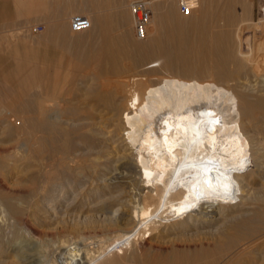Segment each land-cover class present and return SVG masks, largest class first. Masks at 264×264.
<instances>
[{"label": "bare ground", "instance_id": "bare-ground-1", "mask_svg": "<svg viewBox=\"0 0 264 264\" xmlns=\"http://www.w3.org/2000/svg\"><path fill=\"white\" fill-rule=\"evenodd\" d=\"M198 3L199 8V0ZM153 27L155 40L148 46L134 45L135 55L127 56L132 66L127 69L113 61L120 53L116 55V45L107 36L97 52L86 53L83 71H94L95 62L104 59L112 60L113 68L109 70L110 76L101 77L102 71L97 73L101 79L98 84L93 81L96 85L92 88L87 85L90 93L86 88L82 90L84 99L77 104L76 114L69 110L72 117L56 101L47 98L36 104L32 117L22 118L25 122L19 123L18 118L4 119L1 109L0 123L5 125L7 134L25 136L30 160L35 163L29 182L36 188L31 193L38 200V204L27 202L23 208L8 204L9 219H15L32 241L40 231L33 226L32 218H41L39 223L50 226L58 213L62 216L77 213L78 227L85 230L84 235L78 232L84 237V247H74L77 251H70L71 257L52 264H127L137 259L140 249L152 241L200 233L203 227H209L204 232L218 233L227 222L237 225L233 234L224 235L225 260L237 257L239 264H264V132L256 124L253 133L231 112L243 113L244 107L253 109L264 103V45L255 43L252 53L255 61L261 63L252 68L258 77L259 102L239 99L231 103L218 94L215 83L187 75L192 68L186 63H182L179 73L176 68L181 62L178 64L176 59L181 56L175 59L172 50L177 36L175 29L171 27L166 37L168 43L164 44L156 38V24ZM123 37L128 40L127 35ZM155 50L162 63L143 65L142 55ZM163 69L175 70L181 78L166 75ZM252 88L246 86L245 90L251 93ZM79 93L82 94L80 90ZM258 117L257 121L263 122L264 114ZM3 152L10 153L0 150V178L4 173L10 175L9 169L13 167L6 162L11 163L13 158L4 157ZM2 182L0 179V189L4 187ZM86 183L92 187H87L84 194ZM80 185L82 190L74 191ZM68 194H72L71 201L65 199ZM59 203L62 209H57ZM89 239L92 241L87 243ZM28 240L23 247L37 250L39 261L26 262L28 255L21 246L12 252L17 264L49 263L47 255L33 243L35 239L32 247ZM59 244L65 248L70 240H61ZM93 244L96 248L87 247ZM234 244L236 250L231 251ZM129 249L133 250L130 256ZM214 250L219 254L222 249L214 247ZM210 252L217 254L212 248L183 255L176 251L178 259L173 256V261L195 264L212 255ZM6 255L2 240L0 264H6L3 260Z\"/></svg>", "mask_w": 264, "mask_h": 264}, {"label": "rangeland", "instance_id": "rangeland-1", "mask_svg": "<svg viewBox=\"0 0 264 264\" xmlns=\"http://www.w3.org/2000/svg\"><path fill=\"white\" fill-rule=\"evenodd\" d=\"M132 1L12 0L13 18L7 24H0V104H2V107L0 105V112L3 108L4 119H19L18 122H25L24 119L33 116L36 104L45 98L56 101L66 111L67 116L72 117V114H76V107L84 99L82 90L86 88L90 93L91 88L98 84V80L102 76H110L111 71L109 72V70L111 67L113 68L114 62L122 64L125 69L132 66V60H129L131 58L128 57V59L127 56L129 54L131 56L135 55L134 45L148 46L155 40L153 31L155 24L158 27L156 38L161 39L164 44L168 43L166 37L171 29H175L174 33L177 36L175 35L172 50L175 59L181 56L176 59L178 64L181 62L178 69L176 68L179 73H182V65L186 63L188 67L192 68V72L187 75L204 79L211 84L215 83L218 86V94L225 101L228 100L232 103V101L246 100L253 104L259 102L258 95L260 93L258 92V86H256L258 77L253 74V69L256 64L261 65V63L255 61L252 53L254 52L255 43L261 46L264 45V19L259 12V5L264 0H199L200 7H197L198 9L196 8L190 14H183L179 11L177 0H146L151 10V21L148 28L149 34L144 39L136 38L133 33V20L130 9ZM74 14L87 16L91 21L90 28L79 33L72 32L69 27V20ZM35 26L39 30L34 32L32 28ZM124 35H127L126 38L129 41L123 40ZM106 36L112 39V43L116 45V55L120 54L113 59L114 62L109 59H104L107 61L97 60L94 64V71L90 69L83 71L81 65L86 62V55L89 51L97 52L104 43ZM127 42L131 44L128 45ZM143 55V65L162 63L156 50ZM251 58L252 60H250ZM177 71L163 69L162 72L171 77L181 78ZM99 72L101 75L97 74ZM97 75L101 77L98 78ZM93 81L97 83L95 84ZM42 83H44L43 86ZM78 84L81 85L77 88ZM82 84H85L86 87H83ZM90 84L91 88L88 87ZM47 86H49L48 91ZM80 86H82V89ZM246 86L253 87L251 93H249L250 91L246 92ZM79 90L82 94L79 93ZM5 111L7 112L5 113ZM243 111V113L231 112L251 128L253 133L256 132V124L262 127L264 132V119L263 122L257 121V118L260 120L258 116L264 114V103L260 107H253V109L244 107ZM5 114H8V116ZM22 118L24 119L22 120ZM1 126L0 123V148L2 151L10 152H7V154L3 152L2 154H5L4 157L11 156L13 158L12 162H14L6 161L8 165L13 166L9 169L11 173L10 175H8L9 172L4 173V175L2 174L4 177L1 176L2 178H0L4 186L3 189H0V241H4V248L8 252L3 260L6 264L7 262L17 264L12 252L21 249L22 246L24 249L22 251H25V254L27 253L26 255L29 257H27L26 262H31L34 259L35 262H38L40 253H37L35 249L27 250L24 248V242L30 239V236L25 233L23 227L15 219H9V213L6 211L10 203L15 206L18 205L20 208L26 207L28 203L33 204L34 201V204H38V200L32 194L36 186L33 185L32 181L29 182L35 170V163L30 160L29 147L27 141H25V136L16 133L7 134L6 129H4L5 125ZM21 137L23 138L21 139ZM27 138L26 136V140ZM89 185L86 183L83 186L84 191L82 192L84 194L87 193L88 189H91L92 186ZM79 187L74 191L82 190L83 187L81 185ZM4 191L6 192L4 193ZM4 194H7L6 199L3 196ZM71 196L72 194H68L65 199L70 200ZM35 207L36 205L31 208V211H34ZM59 208H63L60 203L57 204V209ZM76 214H73L74 216H62L58 213L57 218L55 217L53 224H50V226L49 224L39 223L38 220L41 218L36 217L37 220L32 218L33 226L40 229L36 235L37 237L33 238L32 241L35 239L33 243H36L39 250L47 255L49 263L45 264H52V262L57 261L59 263L63 262L68 258V255L71 257V254L77 249H83L84 237L78 232L84 235L85 230L79 229ZM236 225V222H227L219 228L217 234L204 232L209 227H203L199 230L200 233L189 232L188 235H182L183 237H178L179 235L176 234L172 236L173 239H171L172 237L169 238L170 241L168 239L160 240L161 242L152 241L149 246L142 247L143 250L140 249L141 254L137 255V259L127 264H134V262L136 264H148V262L149 264H157V262L158 264H164L165 262V264H169V259H172L173 262H170V264H174L173 256L178 259L176 251L180 252L179 255H183L188 254V252L195 253L202 250V248L207 250L210 248L211 251L212 248L216 254L217 251L214 250V247L225 252L221 250L222 253L218 251L219 254L216 255L210 252L212 254H208L210 258L207 255L208 258L204 257L203 260H198L195 264H206L205 261L210 262L209 264H239L237 257H234L231 261L225 260L226 255L223 256V254L227 252L222 248L226 242L224 235L233 234ZM227 230L229 233H225ZM91 236H94V234ZM86 237H90V234H87ZM17 240L19 241L18 245L16 244ZM59 240H70V244L66 246L67 248L61 247ZM32 241H27L31 242L29 243L30 247L33 246L31 245ZM91 241L92 239H89L87 243ZM236 245L234 244L235 248L233 247L234 249L230 250L235 251ZM91 246L96 248L95 244L87 247ZM74 247L78 248L73 250ZM134 248L135 246L132 249ZM132 251L127 250L128 256L132 254ZM213 256L216 258L214 259ZM234 259L235 261H233ZM178 263L180 262L178 261Z\"/></svg>", "mask_w": 264, "mask_h": 264}, {"label": "built area", "instance_id": "built-area-1", "mask_svg": "<svg viewBox=\"0 0 264 264\" xmlns=\"http://www.w3.org/2000/svg\"><path fill=\"white\" fill-rule=\"evenodd\" d=\"M198 0H177V6L181 13L190 14L198 7ZM130 9L133 19V33L136 38L144 39L148 34V27L151 20V10L146 0H133L130 3ZM259 12L264 19V2L259 5ZM90 19L81 14H74L69 20V27L73 32H79L88 29ZM37 26L32 31H38Z\"/></svg>", "mask_w": 264, "mask_h": 264}, {"label": "crops", "instance_id": "crops-1", "mask_svg": "<svg viewBox=\"0 0 264 264\" xmlns=\"http://www.w3.org/2000/svg\"><path fill=\"white\" fill-rule=\"evenodd\" d=\"M12 8V0H0V24H7L13 18Z\"/></svg>", "mask_w": 264, "mask_h": 264}]
</instances>
